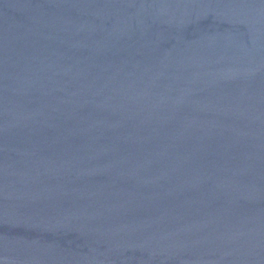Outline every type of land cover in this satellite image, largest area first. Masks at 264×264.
Masks as SVG:
<instances>
[{
  "label": "water",
  "instance_id": "1",
  "mask_svg": "<svg viewBox=\"0 0 264 264\" xmlns=\"http://www.w3.org/2000/svg\"><path fill=\"white\" fill-rule=\"evenodd\" d=\"M0 264H264V0H0Z\"/></svg>",
  "mask_w": 264,
  "mask_h": 264
}]
</instances>
